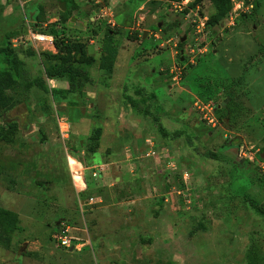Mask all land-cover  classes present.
<instances>
[{
	"label": "rangeland",
	"instance_id": "rangeland-1",
	"mask_svg": "<svg viewBox=\"0 0 264 264\" xmlns=\"http://www.w3.org/2000/svg\"><path fill=\"white\" fill-rule=\"evenodd\" d=\"M255 1L231 0L215 19L210 0H0V45L24 61L0 102V206L19 225H0V264H264V215L246 201L264 204ZM54 23L95 57L92 80L62 98L51 90L68 83L49 79L40 56L56 48L28 39ZM109 32L112 73L101 67ZM36 79L49 91L25 86ZM209 103L230 104L216 127L201 113ZM61 221L71 247L55 237Z\"/></svg>",
	"mask_w": 264,
	"mask_h": 264
},
{
	"label": "trees",
	"instance_id": "trees-1",
	"mask_svg": "<svg viewBox=\"0 0 264 264\" xmlns=\"http://www.w3.org/2000/svg\"><path fill=\"white\" fill-rule=\"evenodd\" d=\"M202 1V0H199ZM216 7V13L213 18H221L226 15V13L231 8V0H210ZM259 1L254 2V6H258ZM67 12V11H66ZM71 11L67 12L68 19L71 17ZM58 23H54V27L50 28H38L35 29L48 32L54 36V46L57 52L43 51L40 56L42 58V63L44 66V71L49 79L54 80H64L68 83L67 88H52L54 98H62L67 93L78 92V90L83 87L86 83L90 82L91 76L88 67L92 66L95 62V57L89 53L88 46L85 42L81 40H73L71 37L67 36L64 30L61 32ZM115 32H109L104 38L103 44V56L101 67H104L108 72L112 73L115 67V62L119 53V40L116 38ZM31 54H35V51H31ZM0 55H4L7 66L0 68V102L6 101L7 92L9 90H15L21 85L20 79L22 77V65L24 61L19 57L18 52L9 44L0 45ZM240 78V77H239ZM239 80V79H238ZM38 86L45 91H49L46 83L42 79H36L34 81L28 82L25 86L29 89L32 86ZM129 102L132 106L137 107V101L131 96L128 97ZM225 109H230L227 105L224 108L217 106L215 111H224ZM146 113V111H145ZM217 116V112H216ZM218 118V117H217ZM219 121V120H218ZM161 126V124H160ZM161 129H164L161 126ZM167 135V132H164ZM180 135V132H175L172 137L175 138ZM227 144L224 145L226 147ZM230 146V145H228ZM205 156L210 158H218V154L213 150H208ZM246 201L249 205L255 209L258 213L264 215V204L259 202L253 196H246ZM67 223V222H66ZM0 225L3 230L7 233L16 231L19 229V225L16 219V213L9 209L0 206ZM58 228L62 227L61 223L56 225ZM195 229L198 230V227ZM196 230V231H197Z\"/></svg>",
	"mask_w": 264,
	"mask_h": 264
},
{
	"label": "built area",
	"instance_id": "built-area-1",
	"mask_svg": "<svg viewBox=\"0 0 264 264\" xmlns=\"http://www.w3.org/2000/svg\"><path fill=\"white\" fill-rule=\"evenodd\" d=\"M30 40H35L40 43H48L54 46V36L48 32H42L34 28H30L29 37ZM55 47V46H54ZM202 110V114L204 118L207 120V123L210 126L216 127L219 123L218 118L216 116V107L212 106L210 103L206 106H200ZM93 175H97L96 172H93ZM71 228L68 223L62 222V227L60 231L55 235L58 244L64 247H71L73 237L69 234Z\"/></svg>",
	"mask_w": 264,
	"mask_h": 264
}]
</instances>
